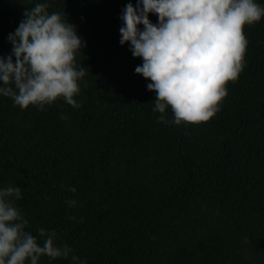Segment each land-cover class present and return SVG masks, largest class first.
I'll use <instances>...</instances> for the list:
<instances>
[{"label": "trees", "instance_id": "16d2710c", "mask_svg": "<svg viewBox=\"0 0 264 264\" xmlns=\"http://www.w3.org/2000/svg\"><path fill=\"white\" fill-rule=\"evenodd\" d=\"M36 2L0 0V55ZM128 2L47 0L85 42L79 106L21 108L0 95V187L21 186L29 229H56L87 264H264V18L244 26L246 63L219 110L165 123L135 72L143 58L120 43Z\"/></svg>", "mask_w": 264, "mask_h": 264}, {"label": "clouds", "instance_id": "9594fccd", "mask_svg": "<svg viewBox=\"0 0 264 264\" xmlns=\"http://www.w3.org/2000/svg\"><path fill=\"white\" fill-rule=\"evenodd\" d=\"M48 7L43 0L25 8L7 37L11 52L0 55V95L21 108L31 104L43 110L60 97L79 106L74 97L86 69L78 66L76 54L85 42L74 23ZM149 13L157 14L158 22ZM262 18L260 0H137L135 6L129 0L121 12L120 43L130 42L132 54L143 58L135 72L150 78L147 88L155 91L157 119L181 124L212 117L228 94V81L237 79L246 63L244 26ZM68 188L76 192L75 185ZM22 197L19 185L0 187V264H39L42 256H70L73 264H87L86 257L60 241L56 229L39 227V235L29 229L16 203ZM66 203L74 206L77 200Z\"/></svg>", "mask_w": 264, "mask_h": 264}]
</instances>
